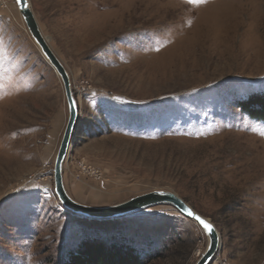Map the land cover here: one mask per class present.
I'll list each match as a JSON object with an SVG mask.
<instances>
[{
	"label": "rangeland",
	"instance_id": "374dc122",
	"mask_svg": "<svg viewBox=\"0 0 264 264\" xmlns=\"http://www.w3.org/2000/svg\"><path fill=\"white\" fill-rule=\"evenodd\" d=\"M28 3L78 106L68 195L108 207L171 191L214 224L208 264H264V122L235 105L264 94V0ZM67 115L15 0H0V264H62L88 237L143 264H194L207 238L167 203L107 219L62 208L52 172Z\"/></svg>",
	"mask_w": 264,
	"mask_h": 264
},
{
	"label": "water",
	"instance_id": "95a60500",
	"mask_svg": "<svg viewBox=\"0 0 264 264\" xmlns=\"http://www.w3.org/2000/svg\"><path fill=\"white\" fill-rule=\"evenodd\" d=\"M25 2L28 5L27 7L18 5L15 0L21 18L26 26V29L29 32V35L38 47L42 56L45 58L47 63L52 67V69L60 79L67 106V120L53 160L52 172L53 192L62 208L80 217L93 219H107L117 218L157 204L167 203L173 208H175L179 213L181 212V206L183 208L190 209L196 215L201 216L203 219L210 222L214 226V224L209 219L194 211L182 198H180L177 194L171 191H149L144 194L131 197L119 204L108 207L86 206L76 202L68 195L63 183L62 166L73 137L74 128L78 118V106L72 93L70 77L66 69L48 45L46 37H44L42 32L40 31L36 19L30 9L28 0H25ZM72 101H75L76 107L74 110L70 111L69 105ZM183 216L194 221L200 227V229L203 231L207 238L206 247L194 264H208L214 254L217 252L218 248L220 247V237L215 226V239L210 240L209 235L202 229V227L197 221H195L192 217H187L186 215Z\"/></svg>",
	"mask_w": 264,
	"mask_h": 264
},
{
	"label": "trees",
	"instance_id": "16d2710c",
	"mask_svg": "<svg viewBox=\"0 0 264 264\" xmlns=\"http://www.w3.org/2000/svg\"><path fill=\"white\" fill-rule=\"evenodd\" d=\"M235 105L250 119L264 122V94L252 93ZM88 238L69 249L62 264H143L142 253L129 244Z\"/></svg>",
	"mask_w": 264,
	"mask_h": 264
},
{
	"label": "snow or ice",
	"instance_id": "6c2138e0",
	"mask_svg": "<svg viewBox=\"0 0 264 264\" xmlns=\"http://www.w3.org/2000/svg\"><path fill=\"white\" fill-rule=\"evenodd\" d=\"M190 2H196V0H190ZM16 3L18 5H22L24 7L28 6L26 4L25 0H16ZM75 107H76L75 101H72L69 105L70 111L74 110ZM180 214L186 215L187 217H192L195 221H197L199 223V225L202 227V229L209 235L210 240L215 239V229H214V226L210 222L206 221L201 216L196 215L192 210L183 208L182 206H181Z\"/></svg>",
	"mask_w": 264,
	"mask_h": 264
}]
</instances>
